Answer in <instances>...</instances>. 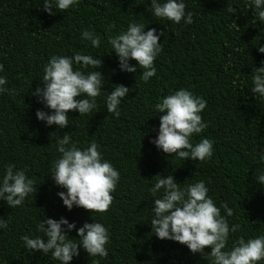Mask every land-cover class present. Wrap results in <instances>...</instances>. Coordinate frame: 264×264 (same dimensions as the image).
<instances>
[{
  "label": "trees",
  "instance_id": "trees-1",
  "mask_svg": "<svg viewBox=\"0 0 264 264\" xmlns=\"http://www.w3.org/2000/svg\"><path fill=\"white\" fill-rule=\"evenodd\" d=\"M193 23L173 24L154 19L148 0H77L74 7L50 15L40 10V0H0V64L15 94H0V170L7 163L27 169L38 185L33 197L10 209L0 201V217L8 218V230H0V259L7 264H59L51 256L31 253L20 237L36 234L38 219L61 216L75 222L98 220L109 228L108 256L100 264H208L176 242L157 239L146 222L151 196L148 188L155 175H172L178 183L203 179L217 205L233 209L230 223H239L232 236L264 234V188L254 180L259 169L256 153L264 147V100L250 90V72L264 61L257 48L264 45V31L246 0H185ZM137 19L161 33V52L154 60L155 76L144 82L137 73L121 72L107 37ZM94 29L101 37L99 48L82 41L83 29ZM82 50L103 61L99 71L105 89L122 84L130 88L122 100L120 116L105 109L103 95L86 115L68 112L70 126L46 127L35 119L42 108L29 95L43 75V65L53 54ZM134 64L135 61H130ZM180 87L207 101L201 112L207 127L194 140L214 141L207 161L182 160L158 151L149 143L158 128L153 108L158 97ZM29 90V91H28ZM46 111V109H44ZM70 133L78 146L90 141L99 145L103 159L120 173L113 201L103 213L62 206L49 174L58 157L55 141ZM174 170V171H173ZM152 179V180H151ZM222 214H223V210ZM76 238L75 230L68 234ZM210 249L205 248V252ZM82 249L70 264H92Z\"/></svg>",
  "mask_w": 264,
  "mask_h": 264
},
{
  "label": "clouds",
  "instance_id": "clouds-1",
  "mask_svg": "<svg viewBox=\"0 0 264 264\" xmlns=\"http://www.w3.org/2000/svg\"><path fill=\"white\" fill-rule=\"evenodd\" d=\"M76 3L77 0H40V10L55 15ZM246 6L262 25L260 31H264V0H246ZM148 9L154 19L173 24L193 23V13L186 9L185 0H148ZM145 27V23L133 19L126 27L110 34L107 43L111 49L108 54L115 55L121 72L135 74L139 69L140 79L148 82L156 74L154 60L161 52L158 43L161 33L155 28L145 31ZM80 37L92 49L101 45V37L94 29L81 30ZM257 51L264 54V45ZM102 56L82 50L51 55L43 65V75L35 89L29 92L42 105L35 111V119L46 127L55 125L62 129L70 126L68 112L86 115L97 107L96 98L102 95L106 111L114 118L119 117V106L130 88L115 84L111 85V91L105 89L107 82L99 71ZM4 71L0 64V73ZM250 78L249 91L256 99L264 100V61L252 68ZM7 83V76L0 74V94H15L16 90L6 87ZM206 106L207 101L202 96L184 87L158 97L153 108L162 115H159L155 138L149 143L171 157L207 161L213 155L214 141L202 136L194 140L207 127L201 116ZM55 144L59 155L53 160L48 175L55 186L63 189L56 193L62 206L68 211L74 206L90 210L91 216L105 212L113 201L111 193L120 179L119 171L103 159L94 140L81 147L67 132ZM256 163L260 167L254 172V180L264 188V147H259ZM154 177L148 188L151 205L147 207L146 222L157 239L183 245L190 254L199 255L208 264H264V234L233 237L241 225L230 223L233 209L226 202L217 205L209 195L205 180L181 184L176 182L172 172L158 173ZM37 186L25 168L7 163L0 170V201L10 209L22 206L29 197L33 199ZM9 223L8 218L0 217V230H8ZM73 230L76 238L68 235ZM35 231L36 234L20 237L22 246L31 253L50 255L59 264H70L81 249L89 257L97 258L92 264H100V259L109 253L106 245L110 242V231L98 220L92 219L77 227L74 221L69 222L63 216L44 217L38 219ZM205 248L210 251L205 252ZM0 264L7 261L0 259Z\"/></svg>",
  "mask_w": 264,
  "mask_h": 264
}]
</instances>
